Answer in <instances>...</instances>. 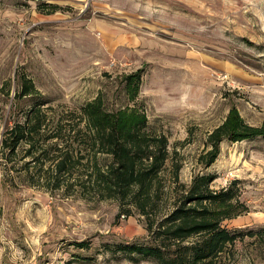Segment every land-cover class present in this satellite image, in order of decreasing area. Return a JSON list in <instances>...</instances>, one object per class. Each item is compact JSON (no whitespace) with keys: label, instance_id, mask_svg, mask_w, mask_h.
Segmentation results:
<instances>
[{"label":"rangeland","instance_id":"1","mask_svg":"<svg viewBox=\"0 0 264 264\" xmlns=\"http://www.w3.org/2000/svg\"><path fill=\"white\" fill-rule=\"evenodd\" d=\"M137 70L131 102L123 78ZM21 77L34 95L17 97ZM96 98L108 112L136 106L149 133L166 137L159 218L173 203L178 164L180 185L197 174L211 175L216 191L236 183L248 210L224 228L264 230V141L224 139L217 159L201 163L231 109L249 126L264 123V0H0V264H156L116 248L150 241L144 219L132 207L117 218L115 200L86 193V166L55 188L50 162L1 148L33 105L54 127ZM234 244L215 264H264V239Z\"/></svg>","mask_w":264,"mask_h":264},{"label":"trees","instance_id":"2","mask_svg":"<svg viewBox=\"0 0 264 264\" xmlns=\"http://www.w3.org/2000/svg\"><path fill=\"white\" fill-rule=\"evenodd\" d=\"M142 73L137 70L123 78L131 102L138 95ZM19 90L18 98L37 91L23 77L19 78ZM42 105H33L23 121L5 131L1 148L13 155L23 146L26 157L42 164L50 162L55 188L69 181L79 164L86 166L79 174L86 193L92 191L103 200H115L120 208L117 218L130 216L132 207L144 219L150 241L119 244V251L156 264H215L221 256L232 254L235 241L243 236L264 239V230L240 232L222 226L248 210L238 199L235 182L216 191L210 186L211 175L197 174L188 186L180 185L178 164L171 168L176 186L173 203L162 218L158 217L163 208L161 175L169 159L168 144L166 137L149 133L147 117L136 106L108 112L96 98L80 112L66 115L49 127ZM257 137L264 141V123L249 126L231 109L223 124L209 134L210 151L201 163L209 167L217 159L224 139L239 143ZM68 141L70 146H65ZM71 145L78 149H71ZM101 156L108 162L101 164ZM86 246L84 242L76 244L79 249Z\"/></svg>","mask_w":264,"mask_h":264}]
</instances>
